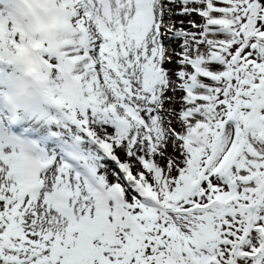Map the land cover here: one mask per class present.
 I'll use <instances>...</instances> for the list:
<instances>
[{
    "label": "snow or ice",
    "instance_id": "1",
    "mask_svg": "<svg viewBox=\"0 0 264 264\" xmlns=\"http://www.w3.org/2000/svg\"><path fill=\"white\" fill-rule=\"evenodd\" d=\"M4 3L64 94L0 136V264H264V0Z\"/></svg>",
    "mask_w": 264,
    "mask_h": 264
},
{
    "label": "clouds",
    "instance_id": "2",
    "mask_svg": "<svg viewBox=\"0 0 264 264\" xmlns=\"http://www.w3.org/2000/svg\"><path fill=\"white\" fill-rule=\"evenodd\" d=\"M46 26L50 22L38 20L36 31ZM35 52L31 47L20 52L11 44L0 47V105L28 119L48 113L53 96L64 94L63 85L53 88Z\"/></svg>",
    "mask_w": 264,
    "mask_h": 264
},
{
    "label": "bare ground",
    "instance_id": "3",
    "mask_svg": "<svg viewBox=\"0 0 264 264\" xmlns=\"http://www.w3.org/2000/svg\"><path fill=\"white\" fill-rule=\"evenodd\" d=\"M0 6L5 7L4 0H0ZM53 112V108L50 107L48 109V114H52ZM8 117V115L4 116L0 113V136H7V130L11 129L21 134L26 140H30L31 144L34 141L35 145L43 147L45 150L57 149L60 147L58 139L50 135L49 128L51 125L46 121L44 115L39 118L32 117L31 119H25L13 112L12 118L15 117L16 119L14 118V121H10ZM31 135L35 138H33V141L28 138V136Z\"/></svg>",
    "mask_w": 264,
    "mask_h": 264
},
{
    "label": "rangeland",
    "instance_id": "4",
    "mask_svg": "<svg viewBox=\"0 0 264 264\" xmlns=\"http://www.w3.org/2000/svg\"><path fill=\"white\" fill-rule=\"evenodd\" d=\"M0 9H4V7L2 6H0ZM53 108V107H52ZM53 110L55 111V109L53 108ZM0 113L2 114V115H4V116H6V115H8L9 117H8V119L11 121H13L14 120V118H12V114H8L7 112H6V109H5V106H3V105H0ZM18 115V114H17ZM21 117V116H20ZM17 118H19V117H17ZM23 118H25V119H28V118H26V117H23ZM16 119V118H15ZM8 120V121H9ZM15 133H11V131L8 129L7 130V132H6V134H7V136H12V134L13 135H16V134H19L18 132H16V131H14ZM23 135H25V134H23ZM20 137H22V135L20 134ZM27 138V137H26ZM28 138H30L32 141L35 139L34 138V136L33 135H31V136H28ZM34 138V139H33ZM24 140H26V139H24ZM28 142L30 143V140H28ZM32 144H35V142L33 141L32 142Z\"/></svg>",
    "mask_w": 264,
    "mask_h": 264
}]
</instances>
